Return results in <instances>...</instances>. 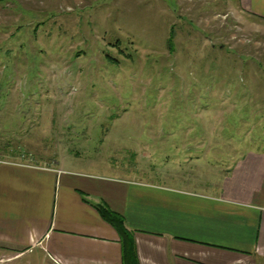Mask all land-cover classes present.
Segmentation results:
<instances>
[{
  "label": "rangeland",
  "instance_id": "rangeland-1",
  "mask_svg": "<svg viewBox=\"0 0 264 264\" xmlns=\"http://www.w3.org/2000/svg\"><path fill=\"white\" fill-rule=\"evenodd\" d=\"M249 150L264 25L227 0H0V158L202 184Z\"/></svg>",
  "mask_w": 264,
  "mask_h": 264
},
{
  "label": "crops",
  "instance_id": "crops-1",
  "mask_svg": "<svg viewBox=\"0 0 264 264\" xmlns=\"http://www.w3.org/2000/svg\"><path fill=\"white\" fill-rule=\"evenodd\" d=\"M227 3L264 25V0ZM100 207L123 217L140 264H264V151L257 150L202 184L122 178L67 156L51 165L0 158V261L124 264L120 234Z\"/></svg>",
  "mask_w": 264,
  "mask_h": 264
},
{
  "label": "trees",
  "instance_id": "trees-1",
  "mask_svg": "<svg viewBox=\"0 0 264 264\" xmlns=\"http://www.w3.org/2000/svg\"><path fill=\"white\" fill-rule=\"evenodd\" d=\"M99 211L102 217L120 234L123 251V263L140 264L134 235L127 229L123 217L106 207H100Z\"/></svg>",
  "mask_w": 264,
  "mask_h": 264
}]
</instances>
